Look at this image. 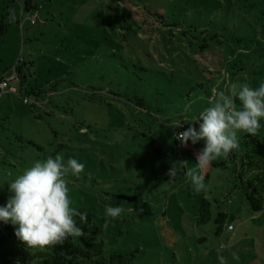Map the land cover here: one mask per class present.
Listing matches in <instances>:
<instances>
[{
  "label": "rangeland",
  "instance_id": "1",
  "mask_svg": "<svg viewBox=\"0 0 264 264\" xmlns=\"http://www.w3.org/2000/svg\"><path fill=\"white\" fill-rule=\"evenodd\" d=\"M33 1L36 9L26 13L25 0H0V16L10 18L0 36V77L18 89L0 96V203L7 204L8 183L59 153L85 165L79 176L65 177L70 206L92 216L107 253L138 251L133 264H220L218 255L226 264H264V211L251 212L235 189L228 156L203 170L206 190L195 193L186 171L203 141L176 147L173 128L192 126L211 106V92L198 84L229 93L233 85L264 83V2ZM122 58L131 73L121 69ZM33 88L45 92L48 105L24 103ZM136 97L147 111L128 105ZM260 125L264 142V118ZM173 161L188 165L169 183ZM202 198L213 218L199 226ZM109 205L122 213L105 228ZM216 207L228 215L219 234ZM0 264H20L1 223Z\"/></svg>",
  "mask_w": 264,
  "mask_h": 264
},
{
  "label": "clouds",
  "instance_id": "2",
  "mask_svg": "<svg viewBox=\"0 0 264 264\" xmlns=\"http://www.w3.org/2000/svg\"><path fill=\"white\" fill-rule=\"evenodd\" d=\"M241 107H237L236 100ZM211 106L200 112L192 126L181 132H175V140L187 146L189 141L196 145L203 141L204 146L196 154L195 167L188 168L193 191L199 193L206 190L203 170L220 157L228 156L239 147L238 133L257 135L264 118V83L252 88L244 83L232 86L229 93L217 92L213 89ZM199 124V128L195 126ZM179 124L173 128L180 127ZM187 161H173L166 173L168 182L175 180ZM85 165L77 159L69 157L64 161L62 154L55 158L36 160L30 168L23 171L9 185V197L6 206L0 207V223L11 222L18 225L16 236L28 248H45L63 243L69 238L83 235L75 217L87 222V212L71 207L69 188L65 179L69 174L79 176ZM122 207L107 206L105 211V228L110 222L107 218H118ZM220 264H226L225 257L218 255ZM232 258L239 261L236 253Z\"/></svg>",
  "mask_w": 264,
  "mask_h": 264
},
{
  "label": "trees",
  "instance_id": "3",
  "mask_svg": "<svg viewBox=\"0 0 264 264\" xmlns=\"http://www.w3.org/2000/svg\"><path fill=\"white\" fill-rule=\"evenodd\" d=\"M120 3L125 0H118ZM263 1L264 0H260ZM37 4L33 0H25V12L30 13L36 9ZM124 11L131 17V9L123 7ZM159 20L163 21L164 17L155 14ZM9 14L0 16V36L4 35L9 28ZM115 56V55H114ZM121 69L131 73V66L124 58L121 59ZM130 66V67H129ZM136 67V65H135ZM214 70V66L212 67ZM220 71V69H217ZM12 74V73H10ZM4 75L0 77V83L4 79ZM218 85H216L217 87ZM11 87L14 88L11 84ZM198 90L201 89L205 93H209L208 99L211 101L213 98V89L210 90L208 83L198 84ZM200 87V88H199ZM195 88V87H193ZM192 88V89H193ZM16 92L18 89L14 88ZM5 92L0 88V96ZM45 92L39 88H33L26 91L24 98L31 100L30 104L35 107L48 105L50 102L49 97L43 96ZM116 97L122 99V95L114 94ZM23 98V101H24ZM135 101L131 98L127 100L128 105L133 104L135 107L146 110L147 106L144 98L136 97ZM26 104V103H25ZM151 113L153 116V112ZM179 124V123H177ZM188 127L189 124L187 123ZM175 128V132H177ZM239 147L232 150L228 155L229 160L233 164V171L236 179L235 189L245 197L247 205L251 212L261 213L264 211V142L260 139L259 134L253 136L250 134H240L238 136ZM176 147L182 145L180 141L175 140ZM176 147L174 149H176ZM5 206L0 203V207ZM218 213L215 215L214 221L217 224L216 233L223 231L227 224L228 215L216 207ZM80 211H86L84 208H76ZM87 212V211H86ZM87 222H81L77 216L75 220L78 227L83 230V235L76 238H69L63 243L50 245L45 248H28L16 236V229L18 226L13 225L11 222L4 224L2 227L7 231L10 239L17 246L20 255V264H133L136 259V253L130 252L128 254L121 253H107L105 244L100 240L101 229L93 222L92 216L87 212ZM213 218L212 204L208 199L202 198L200 205L196 212V224L199 226L208 223ZM230 224H228L229 226ZM227 226V229H228Z\"/></svg>",
  "mask_w": 264,
  "mask_h": 264
},
{
  "label": "built area",
  "instance_id": "4",
  "mask_svg": "<svg viewBox=\"0 0 264 264\" xmlns=\"http://www.w3.org/2000/svg\"><path fill=\"white\" fill-rule=\"evenodd\" d=\"M32 24L34 25V24H36V20L35 19H32ZM0 88H1V90H3V91H13V92H16V90L14 89V88H12L11 87V81H10V79L9 78H4L2 81H1V83H0ZM31 102V100L30 99H28V98H24V103H30ZM180 127H178L177 128V132H181V131H184V130H186L187 128H188V125L186 124V123H184V122H181L180 123ZM228 230L229 231H233L234 230V227H233V225L232 224H230L229 226H228Z\"/></svg>",
  "mask_w": 264,
  "mask_h": 264
}]
</instances>
